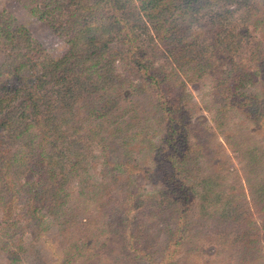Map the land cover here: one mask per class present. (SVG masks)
I'll return each instance as SVG.
<instances>
[{
  "label": "rangeland",
  "instance_id": "obj_1",
  "mask_svg": "<svg viewBox=\"0 0 264 264\" xmlns=\"http://www.w3.org/2000/svg\"><path fill=\"white\" fill-rule=\"evenodd\" d=\"M98 1L0 0L2 29L22 27L32 44L0 34V82L22 61L18 52L33 51L28 63L64 58L66 36L91 14L106 16L109 7L93 8ZM233 2L227 8L222 0H204L194 24L170 38L162 33L165 21L160 26L146 17L133 23L130 36L113 38L107 57L114 60L115 86L81 93L72 112L55 98L60 138H35L32 129L13 138L0 125V264H264V0ZM181 39L184 49L177 50ZM135 63L151 68L158 84L147 85ZM96 96L112 98V111L86 119ZM161 99L170 114L179 113L187 135L183 158L167 174L182 185L187 214L169 258L179 213L175 202L163 200L155 173L165 115L154 106ZM92 124H101L98 134L79 147ZM69 147L82 156L76 164ZM41 153L62 164L57 175L66 172L63 189L56 187L60 203L26 202L29 187L45 177L35 165Z\"/></svg>",
  "mask_w": 264,
  "mask_h": 264
},
{
  "label": "trees",
  "instance_id": "obj_2",
  "mask_svg": "<svg viewBox=\"0 0 264 264\" xmlns=\"http://www.w3.org/2000/svg\"><path fill=\"white\" fill-rule=\"evenodd\" d=\"M203 1L181 0L178 7L174 9L173 3L177 2V0H99L93 8L98 10V8L104 7L101 10H105L109 7L107 13H105L106 16L99 20H92L91 14L87 22L78 28L76 32L67 35L68 50L64 58L54 60L48 56H43L41 60L38 58L37 62L32 61V63H28L33 59L29 55L33 51L28 50L23 55L21 52H18L17 55L22 57V61L13 65L11 68L12 72L8 73L10 78L7 76V78H4L0 82L1 128L7 131L9 136L13 138L23 137L30 129L37 132L35 138L39 136L38 133L42 136L52 134L60 138L58 134L61 124L55 112V98L59 99L61 107L66 111L69 110L72 112L73 104L78 101L81 93L92 96L94 93H98L104 89L108 83L115 86L118 78L114 68V60H110L107 57L111 50L110 43L113 38H121V33L128 36L133 34L135 29L133 23L136 20H143L144 17L150 21L160 22V26H163L162 22L164 21L165 25H168L167 22L171 19L172 23H176V26L167 30L168 26L166 28L164 25L162 33L165 32L167 38L175 36L176 34L179 35L183 27L192 26L197 20L199 10L203 8ZM222 1L229 8L231 3L233 5V1L236 0ZM224 9L226 13H229V9ZM1 25L0 23V34L6 40L10 39V42H17L18 45L22 43L26 48L31 47L32 44L29 41V36L22 27H17L10 31L9 29L3 30ZM59 29L62 30L61 33L63 35H66L69 31L66 26H61V24ZM184 33H187V31H184ZM184 43V40L181 39L180 42L178 40L177 44H175L177 45L175 49H184V46L182 47ZM90 62L93 64L91 65ZM134 67L138 71H142L141 73L148 80L147 85L152 83L151 85L155 86L158 84V77L154 75L151 68L137 63H135ZM130 68L131 70L133 69L132 64L131 66L129 65ZM214 72L215 70L211 73L214 74ZM219 73L222 74L221 72ZM228 80L232 83L233 91H235V79L228 78ZM221 83L224 84L225 82ZM229 86L228 84H224V87L229 88ZM94 99L92 108H89L87 111L86 119L87 115L91 116L96 114H99L101 118H105L108 112L112 111L110 108L113 102L112 98L96 96ZM99 102L100 104L97 107ZM152 103L149 100L147 105H151ZM168 103L166 100L161 99L154 106L160 113L163 112V115H165L162 117V121L165 124L164 136H162L154 153L156 157L155 173L159 177L161 176V183L164 186L163 190L159 192L163 195V200L166 199L169 206L174 202L177 205L178 209L176 210L179 213V217L174 221L178 227L186 223L187 214L181 205L182 203L184 204L186 194H184L182 185L173 176H167V174L171 172V166L175 158H183L182 153L187 145V135L181 129L179 113L176 111L170 114L169 106L167 107ZM100 126L101 124H92L91 127L89 126L85 131L87 132L86 138L81 137L78 141L79 147L89 145L94 139V136L98 134ZM39 146H41L40 143ZM73 149L69 147L68 155L75 154L76 164L78 163V156L81 158L82 156L80 153L77 154L74 152ZM35 165L41 169L42 174H44L43 177H45L42 183H38L35 187H29V196L26 202L39 198L46 199L48 205L53 200L57 203L59 201L60 203L63 197L62 195L59 197L58 193H56H60L56 187L63 189L66 172H59V175L56 172L58 168L59 170L63 169L62 164L58 160L54 162L50 161L41 153L36 154ZM55 179L61 180V183H57ZM170 182L175 185L172 190L167 186ZM34 188H37V191H33L32 189ZM179 191L184 195H175ZM125 196H127L126 193ZM127 201H129L128 196ZM130 204H134L133 200ZM180 205L181 208L179 207ZM124 206L126 208L125 203ZM173 228L176 231L169 235V247L172 248V251L167 254V257L165 256L166 258L174 254L178 246L177 243H179L176 237L179 235L178 231L180 227L176 228L174 226Z\"/></svg>",
  "mask_w": 264,
  "mask_h": 264
}]
</instances>
